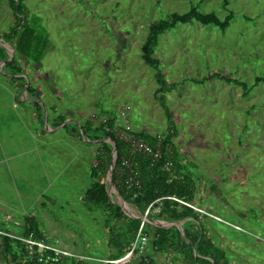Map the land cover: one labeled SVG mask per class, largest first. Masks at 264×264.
Listing matches in <instances>:
<instances>
[{"label": "rangeland", "instance_id": "rangeland-1", "mask_svg": "<svg viewBox=\"0 0 264 264\" xmlns=\"http://www.w3.org/2000/svg\"><path fill=\"white\" fill-rule=\"evenodd\" d=\"M9 1L0 0V136L8 132L14 144L8 141V148L18 146L13 155L7 154L16 159L22 176L25 202L16 205L24 204L23 215L30 216L31 206H37L31 192L42 193L49 201L46 215L57 224L52 235L54 229L43 221L51 234L47 239L21 238L68 254L57 256L54 264H73V258L110 264L97 241L108 237L102 212L86 206L83 196L101 144L115 148L100 126L115 119V130L108 131L129 144H136L135 133H168L155 71L143 60L141 48L151 24L196 6L222 20L232 12L234 19L225 31L193 21L160 38L155 56L168 83L165 103L177 132L174 143L197 183L193 209L214 243L231 264H264V83L255 84L257 77L264 78V0H26L27 19L21 16V28L28 21L42 39H35L28 55L17 49L22 30L9 37L17 23ZM13 59L33 93L8 73L6 64ZM223 78L245 83L249 92ZM37 98L43 100L40 111L34 110L41 128L47 124L51 130L54 118L58 123L65 119L64 134L39 138L35 120L18 126L11 110L15 102L20 111L24 102L26 108H36ZM126 122L131 129L125 134ZM83 127L93 132V139ZM98 180L107 185L114 204L123 202L112 187L113 175L107 172ZM128 207L130 216L145 217ZM147 216L145 222L159 228L186 223ZM3 240L0 264H16L12 255L5 259ZM27 241L21 242L33 246L30 255L42 249ZM150 251L148 240L121 264H137L149 253L156 264H181L172 251Z\"/></svg>", "mask_w": 264, "mask_h": 264}, {"label": "trees", "instance_id": "trees-1", "mask_svg": "<svg viewBox=\"0 0 264 264\" xmlns=\"http://www.w3.org/2000/svg\"><path fill=\"white\" fill-rule=\"evenodd\" d=\"M25 1H9L17 22L9 37H18V32L20 30L23 31L17 45V49L22 55H28L30 49L33 48L35 39L38 41L42 40L37 37L34 30L28 27V21L21 28V23L23 22L21 16H24V20L27 19ZM233 19L234 15L232 12L222 20L216 13H204L200 11L199 7L194 6L187 13H173L169 18L149 26V31L141 48L142 58L155 71V78L159 86V100L165 109V114L170 124L169 131L165 136H153L144 132L134 134L136 139L149 145L151 152L135 150L128 142L109 132L108 130L115 129V119H108L105 124L100 126L104 130L106 137L114 142L117 150L118 158L113 172V183L122 199L128 205L134 206L142 215H145L151 207L147 216L150 220L186 221L184 227L187 241L191 247L188 246L179 228L175 226L165 229L144 222L143 227V232L148 237L151 251L160 255H167L169 251H172L176 254L181 264H231V262L227 258L226 251L214 243L209 230L200 221L199 214L191 207L195 205L197 199V183L185 164L183 155L174 143V137L177 132L165 103V91L168 89V83L160 67V61L155 55L161 36L174 30L179 24H188L195 21L205 26H216L225 31ZM2 51L5 55L3 49H1V53ZM5 60H8L7 56H5ZM6 68L10 75L17 76L14 79L23 82L24 89H28V93H33V90L23 77L24 70L20 67L18 60L13 59L8 62ZM223 80L227 83L242 86L247 90L246 92H249L245 83H241L236 79L223 78ZM261 82L264 83V78L257 77L255 84ZM35 105L40 107L37 102ZM64 121L65 119H62V123ZM82 129L88 138H92L91 132L87 127ZM113 150L110 145L101 144V148L98 149L95 156L97 166L93 167L90 173L92 183L84 195L86 206L95 212H102L104 228L108 236L107 247L110 254L107 260L109 261L119 260L128 254L143 224L141 219L129 217L119 205L114 204L108 194L107 185L98 180L99 176L109 172ZM123 159H128L133 166V170L140 182V188H128L125 185L127 174L121 166ZM156 209L159 210L158 213H154ZM199 209L203 210L201 207ZM31 235L33 238L39 239L38 231H36L34 226L26 237ZM0 238L4 239V244L7 247L5 259L7 260L8 256L12 255L16 264H46L45 261L48 258L58 259L55 258L56 254L53 251L40 253V249L35 248L34 253L30 255L29 246L21 241H11L4 236H0ZM195 250L198 253V257L195 254ZM150 254L138 258L137 264H156L152 254ZM78 259L73 258L71 260L73 264H86L84 260Z\"/></svg>", "mask_w": 264, "mask_h": 264}, {"label": "crops", "instance_id": "crops-1", "mask_svg": "<svg viewBox=\"0 0 264 264\" xmlns=\"http://www.w3.org/2000/svg\"><path fill=\"white\" fill-rule=\"evenodd\" d=\"M3 77L6 81L7 76L6 77L3 76ZM7 88H8V86H7ZM15 94H16V92H15ZM6 95L8 96V94H6ZM41 101H43V100L38 99V101H36V102L40 104ZM17 103H18V101L15 102V108L16 109L18 108V105H19V103L18 104ZM22 105L24 107L23 110L18 111V109L15 110V108L11 109L12 114H13L12 116L16 117V119L18 121V126H19V124L21 126V123H22L23 127H24V122H26L27 125L30 126L31 121L35 120L36 125L38 127H40V129L38 131L39 138L40 137L48 138V135L51 136L52 134H55L59 131H60V133L64 134L63 132L68 129L67 123L65 121L62 123V119L58 123L57 118H54V123L51 122L52 123L51 126L53 129L49 130L47 127V124L42 129L41 125L39 124L40 118L37 117V114L35 113L36 111H34L37 109H39V111H40V107L36 106V108H32V107L26 108L25 102H24V104L22 103ZM8 114H9V110H8ZM28 116H30V118H28ZM45 128L47 129V131L49 133H46ZM89 131L91 132L90 135H93V132L91 130H89ZM9 140H10V137L8 135V132L1 134V136H0V231L5 232V233L12 236V237H6V238L10 239L11 241H16V240H19V238L22 239L21 237L26 236L27 233L29 231H31V228L34 226L36 228V231H38L39 237H41V238L44 237L47 239V237L50 236L51 234H49L50 230L48 231L45 229V227L47 225H45V224L43 225V221L44 222L48 221V225L50 226L49 228H53V229L57 227V224L52 223V221L50 219V214H49V216H48V214L46 215L45 210L49 209L48 208L49 201L45 200L44 195H41L42 193L36 195L33 191L31 192V195H33V202L36 200L35 205H37V206H34L32 204L33 206H31V209H30V212H32V213H30V216H24L23 215L24 212H23L22 208H24V206H25L24 204L22 206L16 205V204L24 203L25 199L22 197L23 195H22L20 185H19V182L22 180V178H21L22 176L19 172L20 169L19 170L16 169L17 161H16V159L13 158V156L8 157V155H7L8 153L12 154V151L15 150L16 147H18V146L15 145L16 147H11L9 149L8 148V141ZM12 145H14V144L10 143V141H9V146H12ZM95 156H96V154H95ZM87 167L88 166L86 163V169H87ZM90 177H91V175H90ZM87 189H88V187H87ZM26 201H27V204H30V201H28V200H26ZM50 206H51V208H53L56 205L54 206V204H50ZM35 210L37 211L38 215L34 214ZM126 213L129 214L127 212V210H126ZM129 215H132V214H129ZM42 227L44 229H41ZM55 233H56V230L54 229L52 231V235L53 234L55 235ZM97 241L103 243L102 247H101L103 250V255H104L103 258L107 259V257L110 254V251L107 247L108 237L97 238Z\"/></svg>", "mask_w": 264, "mask_h": 264}, {"label": "built area", "instance_id": "built-area-1", "mask_svg": "<svg viewBox=\"0 0 264 264\" xmlns=\"http://www.w3.org/2000/svg\"><path fill=\"white\" fill-rule=\"evenodd\" d=\"M126 125L127 126L125 127L126 128L125 134L128 131H130V129H131V127L129 125V122H126ZM114 130H109V131H114ZM120 139H122V138H120ZM122 140L126 141L125 139H122ZM135 140H136V144H133V143L130 144L135 150H138V151H141V152H147V153L148 152H151V149H150V147H149L148 144H146L145 142L139 141L136 138H135ZM121 166H122V168H124V171L127 174V177H126V180H125V185L128 188H140V182L138 181L137 175L134 172L133 166L131 165L130 161L128 159H123ZM191 207L193 208V206H191ZM149 209L146 212L145 217L148 215ZM158 212H159V210H158ZM143 227H144V222H143V224H142V226L140 228V231L138 233V236H137V239H136V241L134 243V246L130 249L131 250L130 253L127 254L125 257L119 259V260L110 261L109 262L110 264H121V263H127V262H129L131 260L132 254L136 251L137 246H139V248L143 250V248L145 247V245L147 244V241H148L147 236L143 232ZM0 236L12 237L11 235H9V234H7L5 232H2V231H0ZM19 240L27 241V240L20 239V238H19ZM27 242L30 245L31 244L34 245V247H41L42 248V249H40L41 252H43V251H53L56 254L55 258H57V256H59V255H65V257H67V255H68L67 253H57L55 249H53L51 247H48L46 245H44V246L39 245L37 243V241L35 242V241H32V240H28ZM30 248L32 249L33 246H29V249ZM56 260L57 259H50V258H48V259H46L45 263L46 264H54V262H56Z\"/></svg>", "mask_w": 264, "mask_h": 264}, {"label": "water", "instance_id": "water-1", "mask_svg": "<svg viewBox=\"0 0 264 264\" xmlns=\"http://www.w3.org/2000/svg\"><path fill=\"white\" fill-rule=\"evenodd\" d=\"M117 158H118V156H117V150H116V148H114V151H113V154H112V164H111V168H110V170H109V174H110V176L113 175L114 169H115V167H116ZM112 187L115 188V192L118 194V199H121L124 203H126V202L122 199L121 195L118 193L117 188L114 186V184H113ZM108 194H109V196H110V193H109V192H108ZM116 204L119 205V206L122 208V210L125 212L123 205H122L119 201L116 202ZM126 204H127V203H126ZM125 213H126V212H125ZM126 214H127V213H126ZM127 215H128V214H127ZM128 216L131 217V218H134V219H141L143 222L146 221V217H144V218H139V217H137V216H130V215H128ZM174 226L177 227V228H179V230L182 232V235H183V237L185 238V240H186L188 246L191 247L190 244H189V242L187 241V235H186V229H185V227H181V226H178V225H175V224H174ZM165 228H166V227H165ZM170 228H171V227H170ZM195 254H196V256L198 257V253L196 252V250H195Z\"/></svg>", "mask_w": 264, "mask_h": 264}, {"label": "bare ground", "instance_id": "bare-ground-1", "mask_svg": "<svg viewBox=\"0 0 264 264\" xmlns=\"http://www.w3.org/2000/svg\"><path fill=\"white\" fill-rule=\"evenodd\" d=\"M121 204H124V210H125V208H127V209H130L129 207H128V204H126V203H124V202H122ZM125 212H126V210H125ZM129 215V214H128Z\"/></svg>", "mask_w": 264, "mask_h": 264}]
</instances>
